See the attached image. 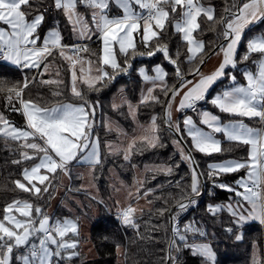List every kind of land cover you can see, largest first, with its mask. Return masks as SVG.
Wrapping results in <instances>:
<instances>
[{
    "label": "snow or ice",
    "instance_id": "1",
    "mask_svg": "<svg viewBox=\"0 0 264 264\" xmlns=\"http://www.w3.org/2000/svg\"><path fill=\"white\" fill-rule=\"evenodd\" d=\"M78 2L92 9L91 26L87 18L77 11ZM111 3L120 9V15L109 14ZM53 4L57 11L64 12L79 39L90 40L97 35L101 47L98 52H92L87 44H64L63 34L56 27L50 28L41 40L38 30L45 21V14L37 11L32 15L34 0H0V22L7 26L6 29L0 28V60L22 69L37 70L41 77L37 79V76L25 75L22 81L17 82L0 78V95H4L12 110L20 112L25 119L24 127H17L0 113V139L17 143L19 157L11 161L13 164L30 165L22 167L21 179H15L12 183L15 190L31 197L15 198L6 203L0 212V264H15L16 261L19 264H62L63 261L79 257V240L70 238V234L79 235L78 222L66 217H50L45 208L37 203L43 201L46 195L51 198L50 189L54 188L57 175L69 176L74 164L86 166L90 172H94L103 162L102 153L122 154L125 161H130L132 155L142 153L144 149L164 147L161 125L155 115L147 126L139 125L140 134L133 136L126 147L111 142L102 145L96 131L99 101L93 103L86 98L87 92H99L118 75H127L132 69V61L138 56L152 57L156 53H162L174 67L176 82L169 85V73L161 65L155 66L152 74L140 68L139 76L150 86L142 90L138 104L125 99L123 105L127 106L135 120L139 106L162 104L165 131L179 138L173 143L179 148L181 160L187 162L190 168L189 184L183 185L177 181L176 195L169 193L163 198L157 197L162 199L163 206L156 208L155 214L171 225L170 233H166L168 244L165 259L170 264H179V253L187 249L193 256L216 264V254L209 244L189 242V233L202 236L204 232L191 223L181 227L179 218L196 205L197 198L202 195L201 178L205 173L199 170L193 153L212 156L227 151L218 138L222 134L228 143L248 146L247 157L211 162L207 165V177L214 187L234 193L240 197V201L235 206L232 203L208 205L207 211L215 216L226 207L234 218L233 224L237 230L250 221L264 225V33L249 38L246 52L237 57L245 30L264 21V0H241L239 7L235 4L232 8L226 7V14L219 18L216 17L215 8L205 5L202 0H53ZM30 15L32 18L29 20ZM169 24L186 44L187 63L194 65L187 72L178 63L179 50L173 58L168 44L164 42ZM202 25L223 41L215 49L208 48L206 51V42L197 38L204 30ZM217 26L220 27L219 31ZM138 43L144 51L138 49ZM83 53L88 55L84 56ZM254 54L256 59H252ZM56 55L67 63L69 91L76 102L49 105L40 96L35 99L26 97V90L38 83L56 85L57 90L51 95L63 96L60 90L63 80L42 79L52 66L48 58ZM212 55H222V60L213 72L204 74L201 66ZM120 57H123L122 61ZM249 60L255 70L245 68L241 73L245 82L238 83L233 70ZM55 75L60 76L58 69ZM188 76L193 79H188ZM225 77L232 82L231 85L209 97L213 86ZM157 90L163 94V101L160 95L154 94ZM178 96L177 112L190 110L197 113L198 105L207 101L220 113L243 119L222 121L219 115L202 110L198 112L199 124L190 115L184 116L182 121L174 120L173 104ZM245 120H256L258 126H252ZM105 127L108 131L112 130L110 122H105ZM185 137L191 140V147L187 151ZM179 166V163L159 164L145 171L171 176L174 168ZM241 170L245 171V175L234 182L235 186L220 180L222 176ZM152 178L155 179V175ZM135 183L136 192L129 191V197L138 199L141 198L139 193L144 181L136 180ZM159 188L162 189L163 185ZM155 191L157 189H147L143 196L147 197ZM241 201L250 205V210ZM137 212L136 207L128 205L121 210L120 219L123 225L138 232ZM227 232L233 233V228L229 227ZM234 239L240 241L242 235L234 234ZM117 250H120L119 245Z\"/></svg>",
    "mask_w": 264,
    "mask_h": 264
},
{
    "label": "trees",
    "instance_id": "2",
    "mask_svg": "<svg viewBox=\"0 0 264 264\" xmlns=\"http://www.w3.org/2000/svg\"><path fill=\"white\" fill-rule=\"evenodd\" d=\"M205 5H212L215 8L216 17L225 15V8H232L235 4L239 7L241 0H202ZM78 11L87 18V23L91 26V12L92 9L80 4L78 2ZM235 10V9H233ZM37 11H42L45 14V21L40 26L38 32L42 37L48 29L57 25L59 30L63 34L64 44L75 43H87L89 49L92 52H98L101 44L99 39H95L93 36L90 40L77 41L76 36L72 30V26L66 19L64 12L57 11L54 7L53 0H34V6L32 15H35ZM32 15L28 19L32 18ZM203 19V17H201ZM264 21L257 24L256 27L251 29L245 37L239 48L237 57L239 58L246 52V43L251 34L256 31H262ZM197 38L206 42L208 48H214L223 41L217 38L216 33L208 31L204 25ZM220 27L217 26V31ZM168 44L169 52L175 58L177 50L180 52L178 63L181 69L185 72L188 71L190 66L186 61V44L182 42L181 36L173 31L172 25L169 24L166 29V39L164 40ZM138 49L144 51L142 45L138 43ZM82 55L87 56V53ZM256 54L252 59H255ZM121 61L123 57H120ZM162 62L166 71L169 73L167 81L169 85L175 83L174 67L165 59L162 53H156L152 57H137L132 61V69L129 70L127 75L120 74L116 79L108 83L99 92L89 91L87 92V99L95 103L99 101L97 108L96 131L100 135L102 145L104 142L114 140L117 138L115 131H108L103 122V118H99L100 114L110 115L115 117L126 129L132 130L134 128V121L131 118L126 105L120 104L116 108L113 107L114 95L122 90H125L127 96L132 101H139V96L143 88V81L138 74V67L142 64H146L148 69L151 70L152 66L156 62ZM48 63L52 66L49 71L45 73L42 79H61L64 84L60 86V90L63 92L62 97H53L51 93L57 90L56 85H43L36 84L31 86L29 90H26L25 96L35 99L37 96L43 98L49 105H53L57 102H76L75 98L71 96L70 87V73L65 61L58 55L55 57H49ZM253 67L252 61L249 60L244 67ZM43 68V65L41 66ZM60 71V76L55 75L56 70ZM237 73H239L237 71ZM25 75L37 76V79H41L36 73L34 75L33 70L28 69L20 72L16 67L10 66L0 62V78H7L10 82L22 81ZM189 77V76H188ZM224 78L221 79L218 85H221ZM217 85V86H218ZM156 95L161 96V100H164L163 94L157 90ZM166 102V101H165ZM18 107V104H16ZM0 113H2L9 121L18 127H24L25 119L23 115L18 111H13L12 107L6 102L4 95H0ZM158 116V123L161 125V142L164 147H157L155 149H144L142 153L132 155L130 161H125L122 154L108 155L102 153V164L98 166L93 172V178L96 182L99 190L100 197L86 199L84 198L82 188V177L79 170H77V178L72 181L75 187V192L78 195L83 193V205H89L91 202L94 205L99 206V212L93 218L92 230L88 236H73L77 238H85L92 242L93 248L96 252L94 257H89L85 251L78 247L79 257L74 258L71 261H63L62 264H167L168 260L165 259L167 255L168 236L166 233H170V224L165 223V218L159 217L155 214V209L162 207V199L157 197H165L169 193L176 195L178 189L175 187V182L180 181L181 184L187 185L190 183V168L187 162L181 160V154L179 148L173 143V140L178 139L172 133L165 131L163 125L164 108L162 104L152 103L151 106L141 105L138 108V117L141 122H149L152 116ZM100 119V120H99ZM101 121V122H100ZM187 141V151L191 147L190 139L184 138ZM222 147L228 149L222 154H216L212 156H205L198 152L193 153L195 161L198 163L199 170L205 175L201 178L202 184L204 183V193L200 195L197 200L198 203L188 209L180 216V225L191 223L194 227H199L204 235H193L189 233V242H209L211 248L216 254V264H259L262 263V259L253 261V247L254 244H263V232L260 222H248L242 229L237 230L233 224V217L226 209H222L217 215H210L206 206L219 202H225L235 196L234 193L221 190L213 186L212 182L207 177V165L211 162L222 161L226 159H245L247 157L249 148L248 146H239L234 143H228L225 139L222 140ZM19 157V148L15 142H5L0 139V212L6 203H10L15 198L31 199L27 193H22L14 189L13 181L15 179H21L20 172L22 167L30 166L16 165L11 161ZM179 163V168H174L171 176H166L160 173L146 172L144 177V186L140 189L139 196L143 195L147 189H157L153 194L144 197L137 203L138 212L136 213L137 222L139 224V231L132 227L125 226L120 219V210L116 209V199L113 195V186L111 182V168H116L118 176L126 183H131L136 171L139 167L145 164H175ZM74 166V165H73ZM72 166V167H73ZM245 174L244 170L238 173L225 175L220 178L224 183L234 185V182ZM155 175V179H153ZM63 181V175L58 174L57 179L54 181V188H57ZM171 182V184L169 183ZM163 185L160 189L159 186ZM54 188L50 189L51 198L46 195L43 201H37L45 211L54 203ZM142 198V196H141ZM140 199V198H139ZM138 199V200H139ZM137 200V201H138ZM151 201V203H150ZM52 217L59 218L65 216H73L74 213L71 210L63 207L61 203L55 202ZM82 209V208H81ZM167 216V214H166ZM157 225H163L162 227H153ZM229 227L233 228V233L227 232ZM234 234H241L242 239L236 241ZM72 236V234H70ZM263 239V240H262ZM117 245L120 246V250H117ZM21 252L23 249L20 250ZM124 256V262H123ZM179 264H205L207 261L199 256H193L190 250H183L178 256ZM15 264H19L16 261Z\"/></svg>",
    "mask_w": 264,
    "mask_h": 264
},
{
    "label": "rangeland",
    "instance_id": "3",
    "mask_svg": "<svg viewBox=\"0 0 264 264\" xmlns=\"http://www.w3.org/2000/svg\"><path fill=\"white\" fill-rule=\"evenodd\" d=\"M0 28H5L6 29L7 26L4 25V24H0ZM51 28H53V27H51ZM56 28H58V27H56ZM47 32H48V30L46 31V33ZM45 34L43 35L42 39L44 38ZM74 35L77 37L76 34H74ZM5 63L12 65L10 62H5ZM157 65H161V66L164 67L163 63L159 61V62H156L152 66L151 70L148 69V66L146 64L140 65L138 67V70L140 68H145L149 72V74H152V69L155 66H157ZM85 68H87V65H85ZM77 70H79V65L77 66ZM78 75H79V71H78ZM78 86H79V81H78ZM149 86L150 85L145 84L143 82L142 90H145ZM141 94H142V91L140 93L139 100H140ZM125 99L130 101L134 105L138 104V102H139V101L135 102V101H132L131 99H129V97L127 96L125 90L121 89L120 91H118L114 95L113 104H115V105L123 104V100H125ZM202 109L203 108L201 106L200 110H202ZM197 114H198V112H197ZM101 117L103 118L102 120H103L104 123L105 122H110L111 129L113 131H115L116 134H117V138L116 139L110 140L108 142H111L114 145L119 144L122 148L127 146V144L130 142V139L133 136H136V135L140 134L139 130H138L139 125L147 126L150 123V121L146 122V123L141 122L139 120V117H138V111H137L136 119L133 120L134 121V128L132 130L126 129L113 116H110L108 114L107 115L100 114L99 118H101ZM156 165H159V164H145V165L139 167L137 169L136 175L134 176L133 181L131 183H126L124 180H122L118 176L117 169L114 168V167L111 168V177H112L111 178V182H112V186H113V195H114V197L116 199L115 203H116V209L117 210H121L123 207H125L127 205H132V206L137 208V203L139 201H141L142 199H144V196L141 195L142 198H140L138 201L135 202L134 201L135 196L130 198L129 197V191L135 193L136 192V187H137L135 181L136 180H142L143 181L144 177H145V174L147 172V171H145V169L146 168L151 169V168H153ZM77 170H79L80 173H81L82 188L84 189L83 193L84 192L86 193V194H84L85 195L84 198L90 199V197L91 198H96V197L99 198L100 197L99 190H98L96 182H95V180L93 178V172H90L89 168L86 167V166H80L78 164H74L73 167L71 166V174L69 176L63 175L62 183H60L57 188H54V192H55L54 193V196H55L54 197V203L48 208L46 213L50 217H52V213H53L54 206H55L54 204H56L55 202L61 203V205L63 207L67 208L68 210L73 211V213H74L73 216H65V217L69 218V219H72V220H75V221L78 222L79 235L88 236L91 233V230H92V222H93L92 220H93L94 216L96 214H98V212H99V209H98L99 206L92 204L93 202H91L88 206L87 205H83V198H82L83 197L82 196L83 193H81V195H78V193L75 192V187L72 184V181L77 178L76 173H75ZM203 185H204V183L202 184V188H201L202 193H204V186ZM238 201H240V197H237L235 195V196H232L231 199L228 200V201L219 202V203H215V204L226 205L228 203H232L235 206ZM241 203H243V206L246 209L250 210V205H248L246 202H242V201H241ZM215 204L213 203V204H210V205H215ZM223 209L227 210L226 207L223 208ZM58 217L62 218L60 216H58ZM65 217H63V218H65ZM250 222H253V221H250ZM254 222H258V221H254ZM246 223H248V222H246ZM70 238L79 240V246L78 247H80L81 250L85 251L86 254L89 257H94L96 255V252H95V250L93 248V245H92V242L90 240L85 239V238H77V237H73V236H70ZM198 243H207V244L210 245L209 242H205V241L198 242ZM253 248H254L253 249L254 250L253 251V261H256L257 259H260V257L263 260V257H264V242H263V244L261 246L258 245L257 243H255ZM77 251H78V249H77ZM123 262H124V256H123ZM205 264H209V262L207 261ZM259 264H261V263L259 262ZM262 264H264V262Z\"/></svg>",
    "mask_w": 264,
    "mask_h": 264
},
{
    "label": "crops",
    "instance_id": "4",
    "mask_svg": "<svg viewBox=\"0 0 264 264\" xmlns=\"http://www.w3.org/2000/svg\"><path fill=\"white\" fill-rule=\"evenodd\" d=\"M239 6H240V5H239ZM77 7H78V6H77ZM77 11H78V8H77ZM108 11H109V14L112 15V16H118V15L121 14L120 9H119L114 3H111V4H110ZM78 12H79V11H78ZM79 14H80L81 16L84 17V15L81 14L80 12H79ZM258 23H259V22H258ZM258 23H255V24H253V25H250L249 28H247V29L245 30V32H244V36H243V39H244V37H245V34H248L249 31H251V29H253L254 27L257 26ZM0 24H3V23L0 22ZM53 27H54V26H53ZM55 27H58V26L55 25ZM58 28H59V27H58ZM254 29H255V28H254ZM48 30H49V29H48ZM262 33H264V26H263L262 31H259V32L256 31L254 34H251V36H250L249 38H251V37L254 36V35H259V34H262ZM93 36H95V39H96V40L98 39V36H97V35H93ZM93 36H92V37H93ZM42 37H43V36H42ZM42 37H41V40H42ZM249 38H248V39H249ZM243 39L241 40L240 45L238 46L237 54H238V51H239V48H240V46H241V43H242ZM76 40H77V41H84V40H87V39L81 40V39H79L78 37H76ZM75 44H81V45H82V44H87V43H75ZM69 45H72V44H69ZM256 58H257V57H256ZM256 58H255V59H256ZM221 60H222V55H221V56L212 55L210 59H207V58H206L205 65L201 66V67H202V71H203V73H204V74H210L211 72H213V71L218 67V65H219V63L221 62ZM0 62H2V63H4V64H7V63H5V62H3V61H1V60H0ZM7 65H10V64H7ZM10 66L17 67V66H15V65H10ZM164 68H165V67H164ZM245 68H248V69L253 70V71L255 70L254 67H250V66H247V67H244V68L241 67V68H238V69H236V70H233V71L235 72V75L237 76V82H238V83H244V82H245L243 76L241 75V73L245 70ZM24 70L27 71L28 69H24ZM30 70H33V69H30ZM165 70H166V69H165ZM237 71H238L239 73H237ZM33 72H34V75H36L37 70H33ZM187 78H188V79H193L192 76H189V77H187ZM218 83H219V81H218V82L213 86V88L210 90V92H209V97H212V96H214L216 93H219V92H221L222 90L228 88V87L231 85L232 82H231L227 77H225L224 80H223V82H221V83H222L221 85H218ZM217 85H218V86H217ZM179 99H180V97L178 96V97L176 98V102H174V104H173V119H174V120H180V121H182V119H183L184 116H186V115H190V116H193L194 120H196V122L199 124V116H198L197 113H194V112H192V111H190V110H185V111H183V112H177V111H175L176 104H178ZM119 105H120V104H119ZM117 106H118V105H117ZM201 106H202V108H203L202 110H208V111L213 112V113L216 114V115H219V116L221 117V120H222V121H228V120H231V119H243V118H239V117H231V116H228V115H226V114L220 113V112H219L214 106H212V105H211L210 103H208L207 101L201 102V103L198 105L197 112H199V110L201 109ZM202 110H200V111H202ZM245 122H246V123H249V124L252 125V126H258L256 120H251V121H249V120H245ZM181 127H182V130H183V126H182V125H181ZM218 138H220L221 141H222L223 139H225V138L223 137L222 134H221ZM190 142H191V140H190ZM229 185H231V184H229ZM233 186H235V185H233ZM139 197H140V196H139ZM138 199H139V198H138ZM138 199L135 197V198H134V201L136 202ZM127 206H128V205H127ZM127 206H125V207H127ZM125 207H123V208H125ZM123 208H122V209H123ZM122 209H121V210H122ZM137 209H139V208H137ZM121 210H120V213H121ZM120 213H119V214H120ZM262 227H263V229H264V225H262Z\"/></svg>",
    "mask_w": 264,
    "mask_h": 264
},
{
    "label": "built area",
    "instance_id": "5",
    "mask_svg": "<svg viewBox=\"0 0 264 264\" xmlns=\"http://www.w3.org/2000/svg\"><path fill=\"white\" fill-rule=\"evenodd\" d=\"M20 72H23L24 71V69H22V68H19L18 66L16 67ZM180 220V219H179ZM263 237H264V232H263ZM263 242H264V240H263ZM264 262V257H263V260H262V263ZM261 263V264H262Z\"/></svg>",
    "mask_w": 264,
    "mask_h": 264
},
{
    "label": "water",
    "instance_id": "6",
    "mask_svg": "<svg viewBox=\"0 0 264 264\" xmlns=\"http://www.w3.org/2000/svg\"><path fill=\"white\" fill-rule=\"evenodd\" d=\"M217 47V46H216ZM216 47H214L213 49H215ZM179 139V138H178ZM186 147L188 148V146L186 145ZM167 264H170V262L168 261V263Z\"/></svg>",
    "mask_w": 264,
    "mask_h": 264
}]
</instances>
